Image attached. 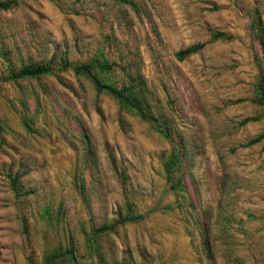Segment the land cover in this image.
I'll use <instances>...</instances> for the list:
<instances>
[{
  "label": "rangeland",
  "instance_id": "obj_1",
  "mask_svg": "<svg viewBox=\"0 0 264 264\" xmlns=\"http://www.w3.org/2000/svg\"><path fill=\"white\" fill-rule=\"evenodd\" d=\"M253 15L264 25V0H18L0 11V73L64 58L107 59L117 77L134 68L185 145V192L174 194L168 140L88 80L0 81V264H41L70 241L87 264L85 236L125 200L144 218L100 237L110 264H264V137L243 145L264 133Z\"/></svg>",
  "mask_w": 264,
  "mask_h": 264
},
{
  "label": "trees",
  "instance_id": "obj_2",
  "mask_svg": "<svg viewBox=\"0 0 264 264\" xmlns=\"http://www.w3.org/2000/svg\"><path fill=\"white\" fill-rule=\"evenodd\" d=\"M119 3H129L130 0H115ZM18 0H0V11L11 9ZM252 37L259 43V75L257 79L256 94L252 101L264 105V25L258 16H250L249 23ZM231 39V35L223 31H214L212 40ZM204 42H197L186 48L178 50L175 55L182 60L204 47ZM70 71L76 77H82L91 82L97 93H104L116 100L120 110L133 113L140 119L148 121L153 128L163 135L170 143V151L162 162V169L168 184V189L174 194L185 192L183 175L181 171L182 159L185 156L183 141L176 140L168 125L159 120V114L153 109L146 82L141 73L134 68H122L121 76L117 77L113 63L107 59L93 58L85 62H71L67 58L55 63L54 60L29 61L14 67L9 65L0 73V81L18 83L21 80L39 79L44 75L56 72ZM253 117L245 118L246 122ZM24 125L30 129L28 118H23ZM1 125V122H0ZM264 133L254 136L244 146L259 142ZM13 189L18 193L17 177H11ZM166 209H174V205L167 204ZM144 214L136 211L135 204L125 200L123 209L117 210V217L108 223L96 226L92 235L85 236L87 264H110L107 251L100 243V237L115 231L116 227L129 222L142 220ZM207 240V238H205ZM84 256L78 253V247L70 241L66 244H58L53 249L44 252L41 264H85Z\"/></svg>",
  "mask_w": 264,
  "mask_h": 264
}]
</instances>
